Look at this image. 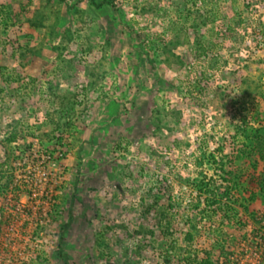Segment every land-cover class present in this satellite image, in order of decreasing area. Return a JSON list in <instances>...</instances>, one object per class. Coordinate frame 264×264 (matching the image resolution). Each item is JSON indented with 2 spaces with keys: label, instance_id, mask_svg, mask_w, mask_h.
Listing matches in <instances>:
<instances>
[{
  "label": "rangeland",
  "instance_id": "rangeland-1",
  "mask_svg": "<svg viewBox=\"0 0 264 264\" xmlns=\"http://www.w3.org/2000/svg\"><path fill=\"white\" fill-rule=\"evenodd\" d=\"M205 261L264 264V0H0V264Z\"/></svg>",
  "mask_w": 264,
  "mask_h": 264
},
{
  "label": "trees",
  "instance_id": "trees-1",
  "mask_svg": "<svg viewBox=\"0 0 264 264\" xmlns=\"http://www.w3.org/2000/svg\"><path fill=\"white\" fill-rule=\"evenodd\" d=\"M105 3H106V4H109V5H112V6H113V4H114V3L109 2V1H105ZM188 238L191 240V239L193 238V236H192L191 234H189V235H188ZM204 264H212V263H211L210 261H205Z\"/></svg>",
  "mask_w": 264,
  "mask_h": 264
}]
</instances>
